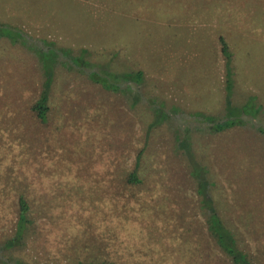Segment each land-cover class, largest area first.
<instances>
[{
    "label": "rangeland",
    "instance_id": "rangeland-1",
    "mask_svg": "<svg viewBox=\"0 0 264 264\" xmlns=\"http://www.w3.org/2000/svg\"><path fill=\"white\" fill-rule=\"evenodd\" d=\"M0 20L86 47L122 74L111 91L55 67L38 118L29 105L48 68L29 41L0 37V247L18 196L28 205L20 241L1 258L233 264L206 230L212 208L264 264V0H0ZM219 35L231 53L229 97ZM136 69L138 84L126 75ZM222 118L234 124L211 130Z\"/></svg>",
    "mask_w": 264,
    "mask_h": 264
},
{
    "label": "trees",
    "instance_id": "trees-1",
    "mask_svg": "<svg viewBox=\"0 0 264 264\" xmlns=\"http://www.w3.org/2000/svg\"><path fill=\"white\" fill-rule=\"evenodd\" d=\"M8 37L11 41H18L20 44L29 41L32 43V50L41 61V67H46L48 69L44 70L46 75L45 79H42V88L38 94V96L30 103L29 109L32 113L38 117L43 118L46 115L48 110V93L47 89L50 86L51 78L49 75L53 74V70L55 67H62L65 70H73L76 73L82 74L88 80L98 83L102 88L114 91V86H110V80L117 79L119 75H122L118 71L113 70L112 68L106 66V69L102 68V64L97 63V61L93 60L95 55L89 51L86 47H71L64 46L60 44H56L51 39L41 38V37H32L26 31L21 29L19 26L7 23L5 21L0 20V37ZM219 42V51L223 58V67H224V79H225V89L226 94L229 97V88H230V74L232 72L231 69V53L227 46L226 41L222 37V35L218 36ZM98 58V57H96ZM100 59V58H98ZM101 60V59H100ZM108 64V63H107ZM126 75L130 77H134V81L136 84L139 83V79L141 77L140 70H132L128 72ZM228 97L227 102H228ZM190 113V112H189ZM155 120L150 121L148 124V128L154 126ZM234 124L232 120H226V118H222V120L217 124L214 129L211 130H221L225 127ZM177 147L184 150L189 154L188 142L180 139L177 142ZM140 151L136 153L134 166L137 164V160L139 157ZM195 177V191L199 193V181L201 178H198L197 175L193 174ZM129 179L131 181L137 182L139 178L136 175L135 168H133L129 172ZM202 187V186H201ZM209 197L204 193L203 197L200 198L199 203H204L205 205H210L211 201ZM28 205L25 199L19 195L17 198V217H16V225L13 230V233L5 238L1 244L2 248H10L17 241H20L22 236V231L25 228L26 218V210ZM209 214L205 215V227L208 231L209 235L213 238L215 245L227 255L230 261L233 264H253L251 260L246 256L243 251H241L235 244V240L232 237L229 230L218 220L217 215L215 214L212 208H209ZM2 252H0V261L3 264H10L9 261L1 258ZM11 255V253H6V256ZM18 259V258H17ZM19 260V259H18ZM20 261V260H19ZM22 263V262H21ZM90 264H108L105 261H99Z\"/></svg>",
    "mask_w": 264,
    "mask_h": 264
}]
</instances>
